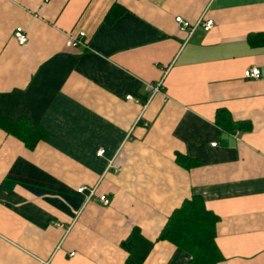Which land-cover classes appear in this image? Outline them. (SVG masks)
<instances>
[{"label": "crops", "instance_id": "crops-1", "mask_svg": "<svg viewBox=\"0 0 264 264\" xmlns=\"http://www.w3.org/2000/svg\"><path fill=\"white\" fill-rule=\"evenodd\" d=\"M192 195L214 264H264V0H0V264H124L132 228L188 264L157 237Z\"/></svg>", "mask_w": 264, "mask_h": 264}, {"label": "trees", "instance_id": "trees-1", "mask_svg": "<svg viewBox=\"0 0 264 264\" xmlns=\"http://www.w3.org/2000/svg\"><path fill=\"white\" fill-rule=\"evenodd\" d=\"M3 122L6 126V121ZM13 134L19 137L23 133L15 128ZM216 221V216L204 208L202 200L192 195L170 213L157 241L168 242L185 252L189 256L188 264H214L221 260L214 244ZM150 246L137 228H132L127 238L120 243L127 254L124 264H141Z\"/></svg>", "mask_w": 264, "mask_h": 264}, {"label": "built area", "instance_id": "built-area-1", "mask_svg": "<svg viewBox=\"0 0 264 264\" xmlns=\"http://www.w3.org/2000/svg\"><path fill=\"white\" fill-rule=\"evenodd\" d=\"M175 23L179 26V30L184 31V30H188V35L191 34V32L193 31V29L196 27V25L189 27V25L184 22L180 17H175L174 18ZM212 21L211 20H204L202 22H198V26L201 27V29L203 31H208L211 27H212ZM13 37L15 42L18 45H24L26 43V38L25 35L23 33V31L21 30V28H16L13 32ZM85 40H84V34L82 32H78L75 35H67L66 37V46L69 48H77L78 46H83L85 47ZM243 78L244 79H258L259 78V72L257 70V68H250L247 69L245 71H243ZM160 86V83L153 85H148L147 86V90L151 93H155L158 91ZM128 99V97L126 98ZM102 154L101 150H98L96 155L100 156ZM77 192H81L82 188H79L76 190ZM92 194V193H91ZM98 201L103 204L106 205L107 204V199L105 198V196H100L98 198ZM72 255V254H70ZM43 264H48V262H44Z\"/></svg>", "mask_w": 264, "mask_h": 264}]
</instances>
